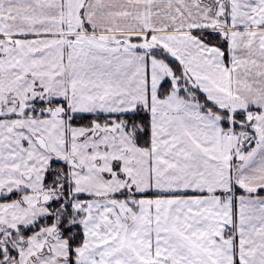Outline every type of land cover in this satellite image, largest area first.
Segmentation results:
<instances>
[{
  "label": "snow or ice",
  "instance_id": "6c2138e0",
  "mask_svg": "<svg viewBox=\"0 0 264 264\" xmlns=\"http://www.w3.org/2000/svg\"><path fill=\"white\" fill-rule=\"evenodd\" d=\"M0 264H264V0H0Z\"/></svg>",
  "mask_w": 264,
  "mask_h": 264
}]
</instances>
